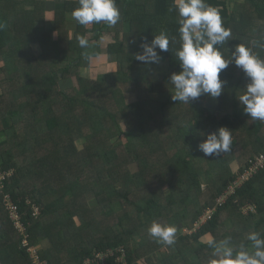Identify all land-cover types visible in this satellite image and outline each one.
Returning a JSON list of instances; mask_svg holds the SVG:
<instances>
[{
  "label": "trees",
  "instance_id": "1",
  "mask_svg": "<svg viewBox=\"0 0 264 264\" xmlns=\"http://www.w3.org/2000/svg\"><path fill=\"white\" fill-rule=\"evenodd\" d=\"M241 1L230 7L229 0H207L231 29L229 54L238 43L264 42V29L252 25L253 19L264 20V0ZM116 4L120 20L109 28L70 20L67 13L78 0H0V61L12 75L2 81L11 85L15 79L18 85L12 95L9 90L5 108L0 96V173H11L2 180L4 191L18 205L29 243L47 242L38 248L46 264H81L94 250L118 246L125 248L128 264H140L141 258L143 264H210L207 239L231 236L239 245L250 243V231L264 235V166L198 229L182 232L214 206L250 159L264 154V122L243 112L236 94L244 78L234 63L220 73L225 84L218 98L202 94L189 105L171 101L168 80L180 70L172 0ZM162 31L170 45L165 52L157 49L160 62L136 60L142 43ZM81 35L89 38L87 49L78 45ZM97 39H107L116 69L85 76L81 70L90 65ZM225 46L218 47L227 56ZM253 50L264 58V50ZM125 91L134 100L127 102ZM222 126L232 131L231 151L205 156L198 147L206 138L201 133ZM240 156H246L244 163ZM203 181L209 191L204 201ZM33 204L40 208L36 216ZM0 213V264H32L1 193ZM153 221L176 227L173 245L148 236Z\"/></svg>",
  "mask_w": 264,
  "mask_h": 264
},
{
  "label": "clouds",
  "instance_id": "2",
  "mask_svg": "<svg viewBox=\"0 0 264 264\" xmlns=\"http://www.w3.org/2000/svg\"><path fill=\"white\" fill-rule=\"evenodd\" d=\"M176 13L179 33V47L175 52L180 70L169 77L172 85L171 99L184 104L207 94L218 98L224 91L220 73L230 63L240 68L248 82L236 97L243 107V112L251 120L264 122V58L253 50H264V42L252 40L251 47L238 43L229 54L225 45L233 39L230 28L223 24L219 10L207 0H172ZM120 9L116 0H78V6L71 12V17L81 26L103 24L114 27L120 20ZM2 27V25H0ZM78 45L82 49L90 46L87 36H78ZM170 38L164 31L154 35L150 43H142L143 52L136 53L135 59L145 64L159 63L157 52L169 50ZM227 48L228 55L220 47ZM205 135L198 147L205 156H219L231 151L232 131L220 127L217 131ZM177 229L174 225L153 221L147 228V234L163 246L175 243ZM246 242L234 245L232 237L227 236L216 241H205L212 249L210 264H264V235L253 230L246 234Z\"/></svg>",
  "mask_w": 264,
  "mask_h": 264
},
{
  "label": "built area",
  "instance_id": "3",
  "mask_svg": "<svg viewBox=\"0 0 264 264\" xmlns=\"http://www.w3.org/2000/svg\"><path fill=\"white\" fill-rule=\"evenodd\" d=\"M264 166V154H259L255 156L254 159H250L247 166L243 171L239 172L233 182L230 183L228 188L216 198L215 204L212 207H208L203 211V213L195 221L192 232L198 229L202 224H204L209 218H211L217 205L224 202L226 196L234 190V188L239 187L243 182L248 180L253 174H255L259 169ZM11 173H0V193L3 206L7 213L8 218L12 222L15 229L22 235L21 245L25 247L32 264H46V261L40 258L38 252V245L29 243L28 235L25 232V226L21 221V215L19 212L18 205L13 200L12 195L3 188V182L7 176ZM230 191L226 194V192ZM33 215H38L40 208L37 205H32ZM248 209V208H247ZM246 209V210H247ZM252 209V207L250 208ZM245 210V211H246ZM81 264H128L126 259V250L122 246L116 248H107L105 250H94V252L87 256Z\"/></svg>",
  "mask_w": 264,
  "mask_h": 264
},
{
  "label": "rangeland",
  "instance_id": "4",
  "mask_svg": "<svg viewBox=\"0 0 264 264\" xmlns=\"http://www.w3.org/2000/svg\"><path fill=\"white\" fill-rule=\"evenodd\" d=\"M233 0H229V4H230V7H233L234 6V2H237V3H240V2H242L241 0H236V1H233ZM67 16L70 18V20H71V15H68V13H67ZM72 21H69L68 22V24L69 25H72ZM39 25L41 26V25H43V23H39ZM252 25H253V27H255V28H261V29H264V20L262 21V20H257V19H253L252 20ZM56 34V33H55ZM87 36H91V34H88ZM231 45H233V44H231ZM34 51H36V53H38V47L37 48H35L34 47ZM109 60H112V58L111 57H109L108 58ZM106 60V59H105ZM104 60V61H105ZM2 66H3V62H1L0 61V68H1V70H2V72L0 71V96H1V94H2V96H1V100H2V107H4L5 108V104L7 103V100L9 99V97H10V95H9V90L11 91L10 93H11V95H12V90L15 88V87H18V85H17V82H16V80L14 79L13 81H11V85H9V84H3V81H5L4 80V74L8 77L9 76V78H12V75L10 74V73H6V72H4V70H3V68H2ZM97 66H98V64H97ZM115 68H116V64H114L113 65ZM162 66H164V65H162ZM49 67V66H48ZM43 68H44V66H43ZM97 71L98 72H95V71H92V70H88V71H85V69L83 68V70H82V72L81 73H83L85 76H90V74H92V72H93V76L94 77H98V76H100L98 73H99V70L97 69ZM96 75H95V74ZM236 74H242L243 76V80H242V84H243V88L245 87V85L247 84V82H248V78L245 76V74L243 73V71L240 69V68H237L236 67ZM16 76L18 77V74H16ZM3 80V81H2ZM74 82L76 81V79H72ZM76 83V82H75ZM164 85V84H163ZM166 86V85H165ZM170 86H172L171 84H170ZM172 89V88H171ZM170 89V90H171ZM169 90V92H170V100L171 101H173L172 99H171V95H172V93H171V91ZM241 91V90H240ZM240 91H238L237 92V94H239L240 93ZM129 91H125L124 92V94H127ZM224 92V91H223ZM134 98H135V96H134V94H127L126 95V98H125V100L128 102V101H131V100H134ZM205 100V99H204ZM229 102V101H228ZM232 105L231 104H229V105H226V109L228 110V111H231L232 110V107H231ZM3 108V109H4ZM27 113L26 114H28L27 116H29V113L31 112V110H30V107H28L27 109ZM0 123H1V121H0ZM1 127V126H0ZM122 142H124V139H123V141ZM76 144H77V146L78 147H83V145H84V143H82V140L81 139H77L76 140ZM123 148H122V146H120L119 147V150H122ZM16 152H17V150H16ZM238 153L239 154H241L242 155V153L241 152H239L238 151ZM247 158H246V156L245 157H242V156H240V163L242 162V163H244V161L246 160ZM207 183L205 182V181H203V183H202V201H204V199L206 200V198L208 197V193H209V191L207 190ZM230 185V184H229ZM227 189V188H226ZM225 189V190H226ZM230 191H228L227 190V192H226V194L227 193H229ZM215 201H216V199H215ZM215 204V203H214ZM90 206H93V204L91 205L90 204ZM118 207V206H117ZM247 208L246 207H244L243 208V211H245ZM1 214V213H0ZM230 221L229 220H226V225L227 226H230ZM182 232L183 233H185V234H190L191 232H192V229L191 228H183L182 229ZM47 245V242L46 243H40V245L38 244V247L39 248H41V246L42 247H45ZM140 261V262H139ZM138 262L140 263V264H143V258H141V260H139Z\"/></svg>",
  "mask_w": 264,
  "mask_h": 264
},
{
  "label": "crops",
  "instance_id": "5",
  "mask_svg": "<svg viewBox=\"0 0 264 264\" xmlns=\"http://www.w3.org/2000/svg\"><path fill=\"white\" fill-rule=\"evenodd\" d=\"M104 40H106V41H103L101 39H97V40H95V41L93 40L91 42L92 43V46L90 49L91 50L90 51L91 56H90V60H89L90 65L87 67H83L85 69V71L92 70V71L98 72L97 71V69H98L99 70L98 74L103 75L106 72L114 71L116 69L113 66L114 64H116L115 61L108 59L110 56L107 54V51H106L107 39H104ZM97 64H98V66H97ZM83 68H82V70H83ZM90 75H93V72ZM127 94H132V93L128 92ZM127 94H125V95H127Z\"/></svg>",
  "mask_w": 264,
  "mask_h": 264
}]
</instances>
